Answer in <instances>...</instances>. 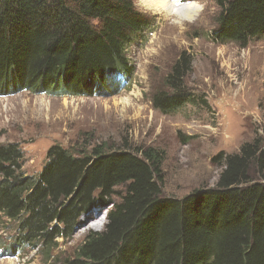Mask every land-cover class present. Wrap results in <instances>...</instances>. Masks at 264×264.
<instances>
[{"label":"trees","instance_id":"trees-1","mask_svg":"<svg viewBox=\"0 0 264 264\" xmlns=\"http://www.w3.org/2000/svg\"><path fill=\"white\" fill-rule=\"evenodd\" d=\"M212 34L246 47L264 36V0H215ZM151 22L131 0H0V96L28 91L52 96L112 95L130 86L128 50ZM182 53L152 103L163 113L191 99V70ZM16 142L0 144V255L51 253L74 236L82 219L105 212L61 264H264V140L215 157L213 187L166 196L164 151L100 144L75 155L52 145L37 175L23 170ZM28 250V251H27Z\"/></svg>","mask_w":264,"mask_h":264},{"label":"rangeland","instance_id":"rangeland-1","mask_svg":"<svg viewBox=\"0 0 264 264\" xmlns=\"http://www.w3.org/2000/svg\"><path fill=\"white\" fill-rule=\"evenodd\" d=\"M204 12L194 24L178 25L165 14H143L151 22L142 39L129 48L136 67L130 86L112 95L52 96L28 91L0 96V144L19 143L23 170L37 175L48 149L58 144L75 155L96 145L164 151L166 196L183 197L213 187L222 171L215 157L237 153L246 142L264 140V36L246 47L216 42L212 34L220 7L200 0ZM192 63L184 87L191 99L168 114L156 109L153 97L170 92L167 76L182 53ZM104 212L82 219L72 238L45 261L38 249L0 264H61L72 257L90 231H100ZM0 222V238L14 233ZM45 259V260H44Z\"/></svg>","mask_w":264,"mask_h":264},{"label":"clouds","instance_id":"clouds-1","mask_svg":"<svg viewBox=\"0 0 264 264\" xmlns=\"http://www.w3.org/2000/svg\"><path fill=\"white\" fill-rule=\"evenodd\" d=\"M131 3L136 12L152 15L163 13L178 25L196 23L205 9V4L200 0H131Z\"/></svg>","mask_w":264,"mask_h":264},{"label":"bare ground","instance_id":"bare-ground-1","mask_svg":"<svg viewBox=\"0 0 264 264\" xmlns=\"http://www.w3.org/2000/svg\"><path fill=\"white\" fill-rule=\"evenodd\" d=\"M163 14V13H162ZM166 15V14H165ZM167 16V15H166ZM102 217L104 218V222H105V214L104 215H102Z\"/></svg>","mask_w":264,"mask_h":264}]
</instances>
